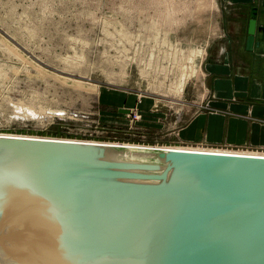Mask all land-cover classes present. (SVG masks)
Segmentation results:
<instances>
[{"label":"water","instance_id":"95a60500","mask_svg":"<svg viewBox=\"0 0 264 264\" xmlns=\"http://www.w3.org/2000/svg\"><path fill=\"white\" fill-rule=\"evenodd\" d=\"M0 264H264V155L0 134Z\"/></svg>","mask_w":264,"mask_h":264},{"label":"rangeland","instance_id":"374dc122","mask_svg":"<svg viewBox=\"0 0 264 264\" xmlns=\"http://www.w3.org/2000/svg\"><path fill=\"white\" fill-rule=\"evenodd\" d=\"M226 1L0 0V134L228 148L162 136L207 98L203 71ZM149 97L167 115L151 138L139 126ZM121 103L138 110L132 124L119 122Z\"/></svg>","mask_w":264,"mask_h":264},{"label":"crops","instance_id":"0c3cea01","mask_svg":"<svg viewBox=\"0 0 264 264\" xmlns=\"http://www.w3.org/2000/svg\"><path fill=\"white\" fill-rule=\"evenodd\" d=\"M226 2V22L214 39V48L209 49L203 71L207 98L174 133L164 132L162 136L169 140L178 137L188 143L261 149L264 148V37L256 34L250 51L247 33L252 18L256 17L259 24L264 22V0ZM110 95L113 93L104 92L102 99L113 102ZM142 102L148 106L139 107L143 117L139 126L149 138L158 137V130L163 128L158 123H165L167 115L156 108L154 98H143ZM130 104L127 107L121 103L118 107L132 110ZM116 115L120 123L127 124V114Z\"/></svg>","mask_w":264,"mask_h":264},{"label":"built area","instance_id":"2783aa9c","mask_svg":"<svg viewBox=\"0 0 264 264\" xmlns=\"http://www.w3.org/2000/svg\"><path fill=\"white\" fill-rule=\"evenodd\" d=\"M138 110H131V114H128L127 117L130 118L129 122H131V124L133 123L134 120L138 119L140 117V114L137 112ZM130 124V123H129ZM82 136H78V137H74L73 139H65V140H74L75 141H84V142H98V143H111V142H107V141H99L96 140L97 138L95 137V135L98 134H81ZM57 139V138H55ZM119 144V143H118ZM129 144V143H128ZM133 145H137V146H150V145H142V144H134ZM156 147V146H153ZM175 148V147H174ZM178 148H182V149H201V150H207V151H221V150H230L229 148H233L231 150H236L237 152L240 153H245V154H252L254 152L256 153H261V154H256V155H264V148L261 149H254V148H247V147H228V148H224V147H217V148H205L203 145L202 146H197V147H189V146H180Z\"/></svg>","mask_w":264,"mask_h":264},{"label":"bare ground","instance_id":"6f19581e","mask_svg":"<svg viewBox=\"0 0 264 264\" xmlns=\"http://www.w3.org/2000/svg\"><path fill=\"white\" fill-rule=\"evenodd\" d=\"M183 81V80H182ZM182 86V85H181ZM179 87V86H178ZM178 92V91H177ZM5 135V134H4ZM14 136H22V135H14ZM22 137H24V136H22ZM113 144H115L116 145V143H113ZM118 144V143H117ZM120 144V143H119ZM127 145H133V144H127ZM157 147H159V146H157ZM189 147H191V146H189ZM170 148H174V147H170ZM175 148H178V147H175ZM192 149H194V148H192ZM198 149V148H197ZM197 149H195V150H197ZM198 150H201V149H198ZM215 151V150H214ZM222 152H232V153H240V152H237L236 150H221ZM252 154H254V155H256V154H261V153H256V152H254V153H252Z\"/></svg>","mask_w":264,"mask_h":264}]
</instances>
